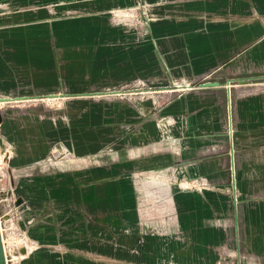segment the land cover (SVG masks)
I'll list each match as a JSON object with an SVG mask.
<instances>
[{"label":"crops","instance_id":"1","mask_svg":"<svg viewBox=\"0 0 264 264\" xmlns=\"http://www.w3.org/2000/svg\"><path fill=\"white\" fill-rule=\"evenodd\" d=\"M7 7L0 96L74 99L42 120L18 115L2 126L23 192L51 191L54 175L60 179L61 230L44 235L58 251H40L31 264L263 262L264 0ZM128 11L150 15L144 40H136L140 29L109 25ZM177 82L219 85L184 91ZM115 88L108 97L125 106L114 122L111 105L81 101ZM123 124L129 133L96 138ZM54 149L69 156L57 158L55 173L38 171Z\"/></svg>","mask_w":264,"mask_h":264},{"label":"rangeland","instance_id":"2","mask_svg":"<svg viewBox=\"0 0 264 264\" xmlns=\"http://www.w3.org/2000/svg\"><path fill=\"white\" fill-rule=\"evenodd\" d=\"M148 4V3H147ZM144 3L145 6H147ZM8 0H0V27L6 26L8 24V18L5 17L8 10ZM126 15L116 14L107 19L109 25L121 26L127 25L132 27L135 31H139L136 36L137 41L144 40L147 37L146 33H141L146 30L149 20L151 17L149 14H142L141 17H136L137 15L133 11H128ZM2 15V16H1ZM142 27V28H141ZM145 32V31H144ZM141 85V81H139ZM137 82H133L131 88L137 89ZM193 84H201L198 82H177L175 85L177 89L187 90L192 87ZM137 85V86H138ZM142 85L145 86V83ZM140 87V86H139ZM112 90V91H111ZM121 88L115 89H95L88 93L90 96L86 99H81V101L91 102L95 104H106L114 107L113 122L118 119H114L116 115L121 112V107L125 105L120 100L118 95L110 96L107 92H119ZM124 90V89H123ZM56 95V93H53ZM48 99V100H47ZM46 102L42 98H19L12 99L4 95L0 96V238L2 242L5 264H31L30 261L34 256L40 251L46 254L55 255L58 251V243L55 240H45V232L48 230L50 233L56 234L57 229L61 230L58 223L61 221V210L57 209L56 201V190L57 182L60 181L57 175H54L53 180L48 184L51 187V191L44 188L43 193L37 194H27L22 191L24 185L22 182L25 177L21 175L22 170L19 173L14 171V166L12 164V159L15 156L14 147L11 142L6 138L2 132V126L5 121H8L10 117L21 115L23 117H38L42 120L47 115H54L57 109H60L62 104L66 107L70 104L72 99L61 100L60 97H50L47 98ZM43 100V101H40ZM117 109V110H116ZM25 113H22L24 112ZM15 114V115H14ZM115 115V116H114ZM103 118V117H101ZM119 118V116H117ZM119 126V124H117ZM122 130H105L100 129L96 131V138L103 142L106 138V134L112 132V138L114 135H119V133L125 134L129 133L131 130L124 129L126 127L123 124ZM71 130V129H70ZM80 137H84L82 133L83 129H80ZM87 131H85L86 133ZM68 157V152L64 150L63 154H58L54 149L53 152L46 155L45 161H39L36 165L38 171L42 169L43 171H53L55 169L56 161L61 157ZM100 157V156H99ZM58 158V159H57ZM42 162V163H41ZM41 163V164H40ZM17 199H21V202L16 205ZM64 211V214L66 215ZM60 216V218H59ZM41 229L43 230L41 232ZM42 238L38 241L37 238ZM43 241V242H42ZM60 251V250H59ZM260 264H264L261 262Z\"/></svg>","mask_w":264,"mask_h":264},{"label":"water","instance_id":"3","mask_svg":"<svg viewBox=\"0 0 264 264\" xmlns=\"http://www.w3.org/2000/svg\"><path fill=\"white\" fill-rule=\"evenodd\" d=\"M218 85H219V83L206 82V83H202L200 85V87L207 88V87H215V86H218ZM20 202H21V199H17L16 205H18ZM0 264H5V257H4V252H3L1 238H0Z\"/></svg>","mask_w":264,"mask_h":264}]
</instances>
